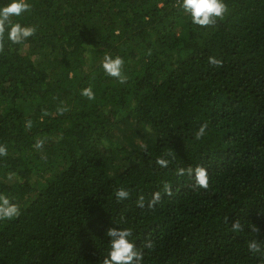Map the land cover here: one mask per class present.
<instances>
[{"label": "trees", "instance_id": "obj_1", "mask_svg": "<svg viewBox=\"0 0 264 264\" xmlns=\"http://www.w3.org/2000/svg\"><path fill=\"white\" fill-rule=\"evenodd\" d=\"M28 2L13 19L36 35L0 54V193L21 207L0 221V264H100L119 226L154 242L144 264H264L247 247L264 241V0H225L210 28L177 0ZM105 53L123 57L126 83L104 73ZM189 165L207 169L208 190L176 174ZM164 182L172 195L147 208Z\"/></svg>", "mask_w": 264, "mask_h": 264}, {"label": "clouds", "instance_id": "obj_2", "mask_svg": "<svg viewBox=\"0 0 264 264\" xmlns=\"http://www.w3.org/2000/svg\"><path fill=\"white\" fill-rule=\"evenodd\" d=\"M177 5L183 12L190 17L192 25L199 28L214 27L218 21H222L229 11L225 0H177ZM32 5L28 0H10L6 6H0V54L5 52L6 42L10 45H23L29 38L36 35L34 26L22 25L18 20L13 18L21 17L24 13L30 12ZM208 61L211 65L222 67L223 61L215 57H209ZM125 61L120 55L113 56L110 53H105L101 61V67L104 73L111 78L118 80L120 83L127 82V76L124 75ZM89 101L95 100L96 94L91 86L85 87L80 93ZM67 111V108L61 107L57 109L60 115ZM43 115H49L47 111ZM26 130L32 127V121L28 120L24 125ZM208 123H202L195 133L194 139L202 140L208 130ZM43 139H37L34 143V148L40 149L44 145ZM8 155L7 146L0 144V157ZM172 152L169 151L163 156H158L155 163L161 168H167ZM178 176H187L193 182L191 187L195 189L208 190L210 187V177L207 169L202 165L192 167H179L176 169ZM13 173L8 174V179L11 180ZM117 201H124L130 198V192L125 187H120L114 192ZM162 195H172L171 185L168 182L163 183V194L157 190L152 193L151 199L147 202V208L155 209L162 200ZM136 204L140 208H144L145 197L139 195ZM21 215V207L18 203L13 202L5 193H0V221H11ZM249 228L252 232L257 233L259 230L254 224H250ZM244 230V225L239 219H235L231 223L232 232H240ZM106 236L109 239L106 255L100 260V264H144L145 249L153 250L155 245L151 239H146L141 247H138L132 239L133 229L131 227H110L106 231ZM248 250L254 255L264 257V241L256 239L250 240L247 244Z\"/></svg>", "mask_w": 264, "mask_h": 264}]
</instances>
